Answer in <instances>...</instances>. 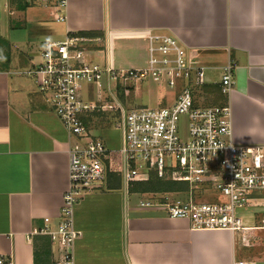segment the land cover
<instances>
[{"label":"crops","instance_id":"0c3cea01","mask_svg":"<svg viewBox=\"0 0 264 264\" xmlns=\"http://www.w3.org/2000/svg\"><path fill=\"white\" fill-rule=\"evenodd\" d=\"M18 5L14 13L31 8ZM46 16L52 19L50 12ZM66 16L64 40L72 33L99 34L94 38H104L116 69H132L115 63L120 41L145 51L147 65L149 36L166 33L187 48L193 66L204 69L209 87H220L230 64L233 140L264 146V0H69ZM58 39L45 44L64 41ZM6 46L0 58V252L14 264H62L65 250L45 231L55 232L62 222L76 140L25 75L39 63L41 50L35 61L22 48L14 62ZM97 50L89 60L101 59ZM120 89L125 108H140L127 102L133 88L124 90V101ZM112 167L111 180L108 171L105 183L73 208L78 237L67 249L72 264H264V192L238 212L244 233L194 230L164 208L141 206L155 193L186 199L188 189L141 193L140 183L126 185Z\"/></svg>","mask_w":264,"mask_h":264},{"label":"built area","instance_id":"2783aa9c","mask_svg":"<svg viewBox=\"0 0 264 264\" xmlns=\"http://www.w3.org/2000/svg\"><path fill=\"white\" fill-rule=\"evenodd\" d=\"M19 2L46 8L58 23L66 21L69 0H0V18L3 13L11 17ZM149 42L146 68L116 69L104 38L72 33L64 41L45 44L39 63L25 72L76 140L70 151L62 222L55 232L45 231L65 250L62 264H72L67 249L78 237L73 208L84 194L105 183L114 154L126 185L148 182L152 176L187 185L185 200L170 198L173 193H155L141 206L164 208L170 218L189 220L194 230L244 233L247 228L238 212L264 192V146L233 140V67L224 68L220 83L225 102L208 105L205 71L193 66L180 40L166 33L150 35ZM94 47H99L101 62L88 59ZM148 78L171 90L173 102L154 109L125 108L118 99L120 88L130 90ZM91 86L98 99L86 102L83 93ZM94 113L116 115L122 132L117 153L85 123ZM207 192L204 200L201 195ZM0 264L14 263L0 252Z\"/></svg>","mask_w":264,"mask_h":264},{"label":"rangeland","instance_id":"374dc122","mask_svg":"<svg viewBox=\"0 0 264 264\" xmlns=\"http://www.w3.org/2000/svg\"><path fill=\"white\" fill-rule=\"evenodd\" d=\"M28 5L27 3H25ZM49 11L41 6H31L27 11L16 10L11 17L6 16L4 13L0 18V50L4 48L8 51L7 46L13 52V61L16 62L18 53L26 52L30 54V57L36 61V53L43 49V45L46 42H53L64 40L63 37V23H56L52 19L45 18ZM10 26L12 28H10ZM11 30H10V29ZM63 37V38H62ZM7 40V41H5ZM115 50L114 60L118 67L132 68V69H144L146 65V53L142 49L128 46V43H122L120 41ZM19 45H18V44ZM13 46H12V45ZM24 51H23V49ZM25 58V56H24ZM97 61L101 62L100 57H97ZM131 90V89H130ZM133 91L128 94V103L132 104V107H145L154 109L158 107H164L173 102V92L169 89L159 86L158 83L148 78L145 81H141L133 87ZM208 96L205 103L208 105H215L217 98H209ZM164 98V99H163ZM83 99L86 102L96 101L98 99L97 90L91 86L84 90ZM166 102H165V101ZM109 120L105 122L102 118L94 119L92 124L91 133L101 138L104 141L106 148L114 153H117L122 148V132L113 122ZM182 131L185 133L187 127L182 125ZM113 166L119 169L118 162L113 158ZM109 167V166H108ZM109 171V170H108ZM210 193L207 192L201 197L205 200L209 197ZM150 196H147V199ZM170 198L177 200H184L180 195H171ZM134 201H138V198H131Z\"/></svg>","mask_w":264,"mask_h":264},{"label":"trees","instance_id":"16d2710c","mask_svg":"<svg viewBox=\"0 0 264 264\" xmlns=\"http://www.w3.org/2000/svg\"><path fill=\"white\" fill-rule=\"evenodd\" d=\"M20 9H26L28 7V5H26L23 2H19ZM83 36H90V37H94V36H98L99 34L96 33H83ZM100 36V35H99ZM5 55H7V52L4 48H1L0 50V58L3 59V57H5ZM124 90L122 91L120 98L122 101H124V94H123ZM205 92H207V94H211L212 97H214V95L212 94V92L214 94H216V103L215 105H222L225 102V99L222 97L221 95V90L220 87H209V86H205ZM224 99V100H223ZM214 105V104H213ZM111 115L108 113H94L92 114L91 117H88L85 120V123L87 124V126L91 129L92 124H94V119L96 118H102V120H104L105 122H108L111 117ZM113 157L115 158V160L117 159V154H114ZM113 161V159H112ZM112 161L109 163V167H110V174H109V179L112 178ZM111 180V179H110ZM141 187L138 188V190L141 193H148V192H176V191H187L188 187L185 184H180V183H175V182H171V181H166V180H162V179H158L154 176H152V178L145 183H140L138 184Z\"/></svg>","mask_w":264,"mask_h":264}]
</instances>
